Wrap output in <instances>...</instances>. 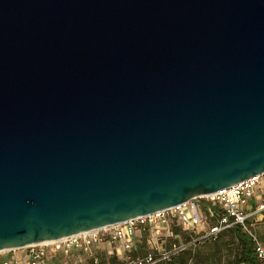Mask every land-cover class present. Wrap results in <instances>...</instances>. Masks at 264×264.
<instances>
[{"label": "water", "instance_id": "1", "mask_svg": "<svg viewBox=\"0 0 264 264\" xmlns=\"http://www.w3.org/2000/svg\"><path fill=\"white\" fill-rule=\"evenodd\" d=\"M264 175V0H0V251Z\"/></svg>", "mask_w": 264, "mask_h": 264}, {"label": "built area", "instance_id": "2", "mask_svg": "<svg viewBox=\"0 0 264 264\" xmlns=\"http://www.w3.org/2000/svg\"><path fill=\"white\" fill-rule=\"evenodd\" d=\"M263 176V175H262ZM260 176L251 177L246 181L237 183L230 188L217 191L213 194L200 195L184 204L162 210L151 215L137 217L133 220L117 225L103 227L101 229L68 236L50 244H34L25 247L30 255L29 264H44L49 254L63 252L69 255L73 249L88 250L92 264H102L94 248L100 243L112 244L123 241L127 252L136 248L138 242L137 231H150L157 225L164 223L167 231H172L177 222L185 230L196 234V237L185 241L183 244L173 243L168 250L156 249L146 256H128L121 264H157L169 260L177 253L187 248L196 247L206 242L218 241L225 230L240 226L254 244L256 257L260 264H264V245L255 232L254 225L250 221L256 215L264 214V201L253 211L245 212L242 205L251 201L255 188L258 186ZM207 211L208 213H204ZM217 217L216 222L210 224V220ZM12 250H1L0 255ZM0 264H20L18 260H2Z\"/></svg>", "mask_w": 264, "mask_h": 264}, {"label": "crops", "instance_id": "3", "mask_svg": "<svg viewBox=\"0 0 264 264\" xmlns=\"http://www.w3.org/2000/svg\"><path fill=\"white\" fill-rule=\"evenodd\" d=\"M260 199H261V202H257L256 199H252L251 202L254 203V206L250 209L248 207H246L245 209L242 208V210L245 212L253 211L260 203L264 201V196H262ZM204 213H208V212L204 211ZM255 217H258V220L252 223L257 233V230L260 231L262 228V227H259V225L261 224H257V222L259 220L264 219V214L256 215ZM216 219L217 217L210 220L209 223L210 224L215 223ZM185 228L187 227L185 226ZM185 228L182 227V229L184 230ZM238 228H240V226H235L233 229H229L230 234L232 235V238L229 239L230 240L229 242L228 241L221 242L218 239V241L212 242V243H215L213 246L208 245L206 247H201L199 249L200 251L198 252L200 253L201 251L205 252L206 253L205 258L199 259L198 252L191 256L186 255L185 253V254H182L172 264H193V261H195V264H211L213 261V258H215L216 260L218 259L220 260V263L218 264H238V259L242 257L244 254H246L247 252V250L243 246L242 233H240V230ZM180 230H181V224L179 222L175 224V228H173V230L170 232L167 231L166 225L164 223H161L157 225L156 228L154 229L152 228V230L150 231L143 232L142 230H138L137 231V236H138L137 246L135 249H133L130 252H127L125 250L123 246V241H120L119 243H116V244H112L111 242L100 243L97 246H95L94 251L96 255L99 256L102 264H121L123 261L127 259L128 256H133V257L136 255L146 256L154 252L156 249H158V251L161 252V251H164L165 248H168V247L170 248L173 244L172 237H174V243L178 239H181L182 235H180V232H181ZM186 233L189 234V232L187 231ZM190 237H192V235H190ZM249 241H250V247L254 251V252L252 251L253 255H251V257L252 256L254 257L255 256L254 244L251 239ZM222 244H225L226 246L222 247ZM58 257H60L59 259L63 260L64 262H67L66 264H92L90 252L88 250H83V249L82 250L73 249L69 255H65L61 251L57 253H51L49 254L44 264H54V260ZM195 257H196V260L194 259ZM14 259L18 260L20 264H29L30 255L28 251L24 248L8 251L5 254L0 255V262L2 260H14ZM208 261H210L211 263H209ZM159 264H162V263H159ZM242 264H245V263H242ZM248 264H253V262L251 261ZM256 264H260V263L257 261Z\"/></svg>", "mask_w": 264, "mask_h": 264}, {"label": "rangeland", "instance_id": "4", "mask_svg": "<svg viewBox=\"0 0 264 264\" xmlns=\"http://www.w3.org/2000/svg\"><path fill=\"white\" fill-rule=\"evenodd\" d=\"M258 184V186L255 188V190H254V193H253V196H252V198H251V201H252V199H256L257 200V202H261V197L262 196H264V175L263 176H260V180H259V182L257 183ZM249 202V203H247V204H243L242 205V207H243V209H245L246 207H248L249 209L250 208H252L253 206H254V203L253 202ZM256 220H258V217H253L250 221L251 222H255ZM257 224H261V225H259V227H262L261 228V230L260 231H258L257 230V233H258V235H259V238H260V241L262 242V244L264 245V219L263 220H259L258 222H257ZM173 228H175V227H173ZM180 229V228H179ZM173 230V229H172ZM181 232H180V235H182V237H181V239H178L176 242L177 243H179V244H183V243H185V241L186 240H188L189 238H191L190 237V235H192V237H196V234H194V233H191V232H189V234L188 233H186V231H184V229H182V227H181V230H180ZM168 236V235H167ZM172 237V236H171ZM173 238V243H174V237H172ZM232 238V235L230 234V230H225V231H223L222 233H221V236H220V238H219V240L222 242V241H230L229 239H231ZM227 242V243H228ZM215 243H212V242H206V243H202L201 245H198V246H196V247H191V248H187V249H185V251H183V252H180V253H177V254H175V255H173V256H171L170 258H169V260H166V261H164V262H161L162 264H172L173 262H175L182 254H185L186 253V255H194L195 253H197L198 251H200L199 249L201 248V247H206V246H208V245H214ZM224 246H226L225 244H222V247H224ZM169 248V247H168ZM168 248H165V250H168ZM191 253V254H190ZM219 253V252H218ZM132 255V254H131ZM216 256H217V254H216ZM206 257V253L205 252H203V251H201V253L200 252H198V258L199 259H202V258H205ZM60 257H58V258H56L55 260H54V264H66L67 262H64L63 260H61V259H59ZM195 260H196V257L194 258ZM58 260H60V261H58ZM209 263H211L210 261H208ZM218 263H220V260L218 259V260H216L215 258H213V261H212V263L211 264H218ZM159 264V263H158ZM193 264H195V261H193Z\"/></svg>", "mask_w": 264, "mask_h": 264}, {"label": "trees", "instance_id": "5", "mask_svg": "<svg viewBox=\"0 0 264 264\" xmlns=\"http://www.w3.org/2000/svg\"><path fill=\"white\" fill-rule=\"evenodd\" d=\"M177 226V225H176ZM175 227V226H173ZM182 227V226H181ZM233 229V228H232ZM240 230V233H242V242H243V246L245 247V249L247 250L246 254H244L242 257H240L238 259V264H242V263H245V264H248L250 263L251 261L253 262V264H256V262L258 261L257 257H256V253H255V256L251 257L252 254V251L253 249H251L250 247V239L247 238L248 235L241 229V228H238ZM184 231H187V230H184ZM243 231V232H242ZM187 232H190V231H187ZM256 232V231H255ZM258 234V233H257ZM247 236V237H246ZM259 236V235H258ZM192 238V237H191ZM190 238V239H191ZM249 239V240H248ZM254 252V251H253ZM259 262V261H258Z\"/></svg>", "mask_w": 264, "mask_h": 264}, {"label": "bare ground", "instance_id": "6", "mask_svg": "<svg viewBox=\"0 0 264 264\" xmlns=\"http://www.w3.org/2000/svg\"><path fill=\"white\" fill-rule=\"evenodd\" d=\"M56 240H53V241H49V242H45L46 244H50V243H54ZM43 244V243H41Z\"/></svg>", "mask_w": 264, "mask_h": 264}]
</instances>
